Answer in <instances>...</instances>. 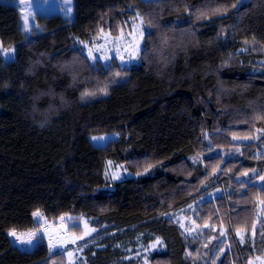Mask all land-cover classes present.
Segmentation results:
<instances>
[{
  "label": "trees",
  "instance_id": "trees-1",
  "mask_svg": "<svg viewBox=\"0 0 264 264\" xmlns=\"http://www.w3.org/2000/svg\"><path fill=\"white\" fill-rule=\"evenodd\" d=\"M137 16L147 26L138 66L92 64L77 46L119 35ZM36 18L26 36L19 8L0 1V41L16 47L11 61L0 52V264H68L44 240L31 251L11 243V232L37 227L36 211L98 228L77 264L255 255L230 230L252 231L264 206L254 183L264 177V0H74L72 21ZM109 132L120 137L89 141ZM108 161L135 176L112 181ZM216 187L222 194L195 206L213 242L204 254L170 213ZM224 228L227 247L216 244Z\"/></svg>",
  "mask_w": 264,
  "mask_h": 264
},
{
  "label": "rangeland",
  "instance_id": "rangeland-1",
  "mask_svg": "<svg viewBox=\"0 0 264 264\" xmlns=\"http://www.w3.org/2000/svg\"><path fill=\"white\" fill-rule=\"evenodd\" d=\"M0 1L10 2L19 8L21 14L20 26L26 36L31 35L34 27L40 28L37 23V15L53 16L59 14L64 20H74V0ZM146 32L147 26L142 18L137 16L131 26L125 28L119 35H112L108 31H102L96 39L81 41L77 46L92 64L101 62L104 65H108L113 60H116L121 67L132 68L141 63V51ZM0 52L5 61H11L15 59L16 47L15 45L4 47L0 41ZM93 57L96 59L94 60ZM119 137V132H109L89 135V141L95 147H102L110 141L117 140ZM105 176L117 182L132 178L135 175L124 164H115L112 161H108L105 168ZM254 183L264 186V179L256 180ZM221 192L222 188L216 187L190 206L170 213L174 221L180 225L186 240L190 241L189 247H201L204 254L207 247H213V242L212 240L210 241L209 236L206 234L205 224L199 223L195 206L199 202L215 199L216 196L222 194ZM263 211V203H260L257 209V221L252 231H243L237 234L232 229H229L233 241L237 243L239 248L247 250L250 248L251 252L255 253V255H251L252 257L245 260L244 264H264V252L258 254L257 250L258 247H264V230L263 232L256 230L258 227L264 229ZM37 212L40 214L39 216L34 215ZM34 213L33 220L37 227L30 231L15 232L21 240H31V243H21V240L9 235L11 243L22 251H31L38 242L44 240L51 254L63 252L67 257L68 264H77L79 259L83 257L85 247H89L93 237L98 232V228L91 225L87 218L82 216L75 217L65 214L56 220H48L42 212L36 211ZM223 231L220 233L221 238L219 235L217 236L219 239L216 244L219 246L224 241L226 244H223L222 247H227L228 241L231 243V240L226 228ZM149 247V251H155L162 245L160 242H155ZM144 260L143 264H152L149 263V259Z\"/></svg>",
  "mask_w": 264,
  "mask_h": 264
},
{
  "label": "snow or ice",
  "instance_id": "snow-or-ice-1",
  "mask_svg": "<svg viewBox=\"0 0 264 264\" xmlns=\"http://www.w3.org/2000/svg\"><path fill=\"white\" fill-rule=\"evenodd\" d=\"M26 30H27V29H26ZM93 59L95 60L96 58L93 57ZM262 179H264V177H262ZM34 215L39 216L40 214L37 212V213H34ZM10 235L16 237L17 240H21V238H20L19 236H17L16 233H15L14 231L11 232ZM21 243H31V240H28V241H23V240H21Z\"/></svg>",
  "mask_w": 264,
  "mask_h": 264
}]
</instances>
